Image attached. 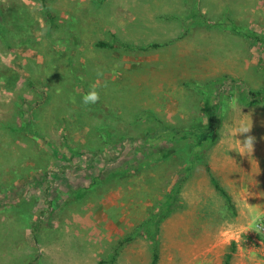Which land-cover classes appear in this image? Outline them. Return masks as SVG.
I'll list each match as a JSON object with an SVG mask.
<instances>
[{
	"label": "rangeland",
	"instance_id": "obj_1",
	"mask_svg": "<svg viewBox=\"0 0 264 264\" xmlns=\"http://www.w3.org/2000/svg\"><path fill=\"white\" fill-rule=\"evenodd\" d=\"M48 2L54 24L39 0H0L19 22L11 41L0 39V74L22 77L12 90L0 82V264H151L143 222L182 171L180 204L152 225L158 264H223L230 251V264H264V0ZM24 80L37 83L33 93ZM93 85L103 116L83 102ZM213 109L221 116L214 144L175 143L201 153L196 161L183 151L159 162L145 156L166 140L139 146L157 121L191 127ZM32 111L42 123L35 142L10 127ZM105 115L114 134L133 138L100 140ZM63 133L72 146L85 150L91 140L103 153L53 158L52 145L69 156ZM114 171L124 175L103 181ZM75 191L82 199L61 206Z\"/></svg>",
	"mask_w": 264,
	"mask_h": 264
},
{
	"label": "trees",
	"instance_id": "obj_2",
	"mask_svg": "<svg viewBox=\"0 0 264 264\" xmlns=\"http://www.w3.org/2000/svg\"><path fill=\"white\" fill-rule=\"evenodd\" d=\"M41 3V7H42V11H43V15L45 16V18L48 20V22L50 24H54L55 23V19H56V15L51 13V6L48 2V0H39ZM14 14V13H13ZM13 14H11L9 11L5 12L0 10V39L3 43L7 42V41H11L12 40V33L16 30V26L19 23L18 20L13 16ZM69 35V34H67ZM18 37V36H16ZM15 37V38H16ZM15 40V39H14ZM96 45L100 46V47H104V48H112L115 47L116 45H122L125 47H129V48H134V49H142L144 47H141L139 45H135V44H131L128 42H122V41H116L114 42H108L105 40H99L96 42ZM150 46H156V44H151ZM12 70V69H10ZM22 77L20 75L17 74L16 71L12 70H3L2 73L0 74V82L3 83V86L6 87V89L12 90L13 88H16V83L21 79ZM26 81V80H24ZM26 83H28V88H30V92L33 93L32 91L34 90L33 87L37 86L36 82H33L31 80H27ZM91 86V85H90ZM90 87H88L87 89L85 88L83 94L87 95L90 91ZM19 98L21 100H27V97L25 96H30L29 93H19L18 94ZM31 100L28 99L29 103H34L37 102L36 98H30ZM94 108L96 111H98V113L100 114V116H103L105 114L104 108H103V104L96 102L95 104H93ZM23 112L20 113V115H22V118L20 117V123L19 125H12L11 124V128H13V130H16L19 133H23L24 137L23 138H27L28 140H31L32 142H35L38 140L39 137H42L41 133L38 131L37 128H40V125L42 126V123H38L35 117V112L32 111V118H23ZM19 115V116H20ZM114 116V115H113ZM116 117V116H114ZM113 119L112 116L109 115H105L103 117V120H100V122H98L96 129L99 131V138L100 140H102L104 143H110V144H114L117 143V145H122V140L124 138H133L132 136H126V135H117L114 134V129H112V126L110 124V121ZM221 126V116L219 115L218 111L215 109L211 110L210 113L208 112V115L206 116V122H203V124L200 122V124L198 125H194L191 127H186V128H176L173 126H169L168 124H164L163 122H158L156 124H154L153 127L149 128L147 131H145L144 133V139L143 137H140V139H142V143L141 145H139L140 147H144L146 145H149V142L147 143V140H155V139H162V140H166V146H164L165 148H159L156 149L155 145L153 143V145H149L151 148L149 149V151L145 152V156L148 158H152V160L155 161H166V160H170V157H172V154H177L179 155L180 153L182 154L184 153H188L189 156L191 155V159L194 162V160L196 161L201 153H196L193 151V154H191V145H189L188 143H185L183 145L180 146H176L175 143H177L178 141H194L196 140V145H198V147H200L202 144H204L205 142L209 141L210 145L214 144L219 137V127ZM9 127V128H10ZM66 133L62 134V144H64L67 149L69 150V156L65 155V153L60 152L57 148H55L53 145L51 146L52 148V155L51 157L53 158H59V159H64V160H68L71 157L74 156H79L82 154H86L87 157L89 158V160H93V157L96 156L97 154L103 153L102 150L104 149L103 146H100L99 144L96 145L95 143L91 142V140H89V145H87L85 150H82V147H78V146H72L70 144V142H68V138L65 135ZM179 143V142H178ZM139 147V148H140ZM84 148V147H83ZM159 150L162 152L159 153ZM183 151V152H182ZM47 154L49 155V152H47ZM181 156V155H179ZM188 156V155H186ZM38 163L41 165L40 161H38ZM35 164V166H33L34 168H38L37 162L33 163ZM193 165V163H192ZM46 166V165H45ZM47 168L44 167V170H46ZM187 169V168H186ZM206 169L209 173L210 176V180L213 183L214 187L216 189H218L225 197L227 200H231V197L229 195V193L227 192V190L224 188V186L220 183L219 179L217 178V176L214 175V173L212 172L211 167L207 164L206 165ZM124 175V172L122 171H114L109 173L108 175H106V177L103 179L104 180H113V179H119L120 176ZM187 173H184L182 171V174L179 175V177L177 178V180L175 181L174 185L172 186L171 190H169L162 198L161 201H156L155 203H158V207L156 208H152L151 213L149 215V217H147V219L143 222V228L145 227L144 231L146 233V235H148L151 239V247H152V260H151V264H158L159 261V256H160V251H159V241L157 238V229L155 227H152V225H155L157 227V225L159 224L160 220L167 217L169 214H171L176 208L177 206L180 204V199L178 197V193L180 191V186L182 184V182L186 179L187 177ZM93 189V187H91ZM72 193V192H71ZM83 191H75L74 192V197L73 195L69 194V197L63 202V204L61 206L65 207L68 206L69 204H72L75 201H79L80 199H82L83 196ZM27 200V199H25ZM26 202V201H25ZM25 202L22 201L20 203H18L17 206L20 207H25ZM26 209V208H25ZM25 214V218L28 219L30 222L32 220V216L30 214L27 213H23ZM31 227L36 228L38 225L37 223L34 224L33 222L29 223ZM126 238H130V236L126 237ZM232 253L227 252L225 254V258H224V262L223 264H230V259H231ZM114 257H112L113 259Z\"/></svg>",
	"mask_w": 264,
	"mask_h": 264
},
{
	"label": "clouds",
	"instance_id": "obj_3",
	"mask_svg": "<svg viewBox=\"0 0 264 264\" xmlns=\"http://www.w3.org/2000/svg\"><path fill=\"white\" fill-rule=\"evenodd\" d=\"M100 99L99 93L96 91V86H92V90L83 97L84 104H95Z\"/></svg>",
	"mask_w": 264,
	"mask_h": 264
},
{
	"label": "built area",
	"instance_id": "obj_4",
	"mask_svg": "<svg viewBox=\"0 0 264 264\" xmlns=\"http://www.w3.org/2000/svg\"><path fill=\"white\" fill-rule=\"evenodd\" d=\"M258 227H260L261 229H263V230H264V225H262V226H260V225H259Z\"/></svg>",
	"mask_w": 264,
	"mask_h": 264
}]
</instances>
